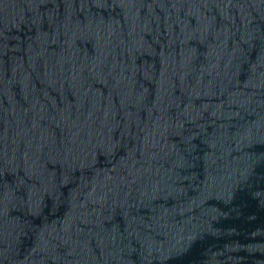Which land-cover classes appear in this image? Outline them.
I'll use <instances>...</instances> for the list:
<instances>
[{"label":"water","instance_id":"obj_1","mask_svg":"<svg viewBox=\"0 0 264 264\" xmlns=\"http://www.w3.org/2000/svg\"><path fill=\"white\" fill-rule=\"evenodd\" d=\"M0 264H264V0H0Z\"/></svg>","mask_w":264,"mask_h":264}]
</instances>
